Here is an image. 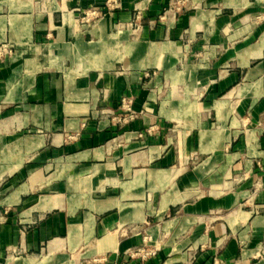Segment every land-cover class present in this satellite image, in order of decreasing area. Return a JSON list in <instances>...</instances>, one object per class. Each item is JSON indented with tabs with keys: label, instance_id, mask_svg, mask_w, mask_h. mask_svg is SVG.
I'll return each mask as SVG.
<instances>
[{
	"label": "crops",
	"instance_id": "0c3cea01",
	"mask_svg": "<svg viewBox=\"0 0 264 264\" xmlns=\"http://www.w3.org/2000/svg\"><path fill=\"white\" fill-rule=\"evenodd\" d=\"M108 2L0 0V264H264V0Z\"/></svg>",
	"mask_w": 264,
	"mask_h": 264
},
{
	"label": "built area",
	"instance_id": "2783aa9c",
	"mask_svg": "<svg viewBox=\"0 0 264 264\" xmlns=\"http://www.w3.org/2000/svg\"><path fill=\"white\" fill-rule=\"evenodd\" d=\"M110 8H115L117 5V0H109ZM99 17V13L97 11H91L87 14L86 19L90 20V18ZM121 111L123 113L122 122H129L131 119L137 116V112L134 109V101L130 97H123L121 99L120 104ZM160 244H156L153 249L149 248H141L135 252L131 253V258H141L142 260H147L149 257L154 256L156 252L159 250ZM214 264H221L219 260H215Z\"/></svg>",
	"mask_w": 264,
	"mask_h": 264
}]
</instances>
